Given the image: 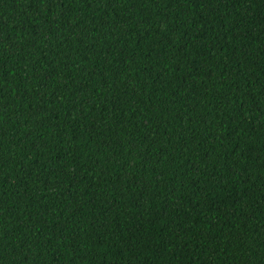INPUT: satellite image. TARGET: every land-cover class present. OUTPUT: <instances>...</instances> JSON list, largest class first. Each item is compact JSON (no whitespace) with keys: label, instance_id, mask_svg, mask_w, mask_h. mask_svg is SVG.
<instances>
[{"label":"trees","instance_id":"trees-1","mask_svg":"<svg viewBox=\"0 0 264 264\" xmlns=\"http://www.w3.org/2000/svg\"><path fill=\"white\" fill-rule=\"evenodd\" d=\"M0 264H264V0H0Z\"/></svg>","mask_w":264,"mask_h":264}]
</instances>
